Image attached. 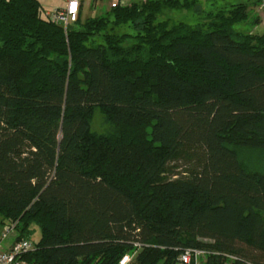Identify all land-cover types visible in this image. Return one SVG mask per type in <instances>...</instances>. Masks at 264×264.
I'll use <instances>...</instances> for the list:
<instances>
[{"label": "trees", "instance_id": "1", "mask_svg": "<svg viewBox=\"0 0 264 264\" xmlns=\"http://www.w3.org/2000/svg\"><path fill=\"white\" fill-rule=\"evenodd\" d=\"M180 4L65 30L39 0H0V225L40 230L28 264H176L187 247L264 264V165L246 159L264 157V31H237L249 3L158 21Z\"/></svg>", "mask_w": 264, "mask_h": 264}, {"label": "rangeland", "instance_id": "2", "mask_svg": "<svg viewBox=\"0 0 264 264\" xmlns=\"http://www.w3.org/2000/svg\"><path fill=\"white\" fill-rule=\"evenodd\" d=\"M45 10H54L58 7L64 6L62 0H39ZM147 2L148 0H142L141 3ZM151 1V0H150ZM155 1V0H154ZM172 2L179 1L181 4L177 7H166L164 11L158 16V21H169V22H183L191 25H198L205 22L206 17L209 13L216 12L220 9L229 10L232 6H238L240 3H248L250 0H171ZM264 0H253L251 2L252 8L249 12V19L246 22L238 24L236 26L237 31L248 34L258 33L264 31V23L262 20V13L260 11L255 12L254 8H259ZM110 0H86V4L82 9V21L93 18L108 17L112 20V8L110 7ZM136 2V0L134 1ZM259 10V9H258ZM260 21V24L254 27V22ZM113 27L110 26L108 29L110 33L122 34L132 33L133 29L128 26H122L114 31ZM102 36L96 37L91 43L99 44L102 43ZM101 121L97 120L93 123V130H101ZM246 159L249 163L254 166L264 165V157L260 155L246 154ZM187 162L177 161L173 162L170 166L173 172L180 173L185 171L188 167ZM40 230L36 227L35 233L31 236V240L34 242L40 239ZM23 238V237H22ZM23 264H28L26 261Z\"/></svg>", "mask_w": 264, "mask_h": 264}, {"label": "built area", "instance_id": "3", "mask_svg": "<svg viewBox=\"0 0 264 264\" xmlns=\"http://www.w3.org/2000/svg\"><path fill=\"white\" fill-rule=\"evenodd\" d=\"M63 7L54 10H45L44 16L50 21L63 26L65 30L79 18L86 0H62ZM111 8L126 6L135 0H110ZM140 3L142 0H136ZM264 23V1L259 7ZM264 25V24H263ZM19 221L0 225V264H23L24 257L35 250V244L31 239L20 238L18 232ZM207 244H213L212 240H204ZM210 255L221 256L226 264H255L235 254L217 252L209 248L187 247L181 250L176 264H204ZM133 255L123 257L120 264H129Z\"/></svg>", "mask_w": 264, "mask_h": 264}, {"label": "crops", "instance_id": "4", "mask_svg": "<svg viewBox=\"0 0 264 264\" xmlns=\"http://www.w3.org/2000/svg\"><path fill=\"white\" fill-rule=\"evenodd\" d=\"M253 0H250V2H248L250 5H251V2H252ZM251 8H252V5L250 6V10H251ZM259 8H254V10H255V12H257V11H259L258 10ZM258 13V12H257Z\"/></svg>", "mask_w": 264, "mask_h": 264}]
</instances>
